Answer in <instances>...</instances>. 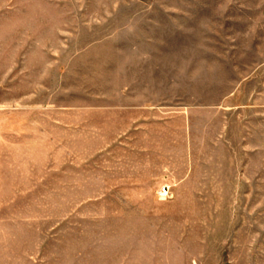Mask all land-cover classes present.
I'll use <instances>...</instances> for the list:
<instances>
[{"label": "rangeland", "instance_id": "rangeland-1", "mask_svg": "<svg viewBox=\"0 0 264 264\" xmlns=\"http://www.w3.org/2000/svg\"><path fill=\"white\" fill-rule=\"evenodd\" d=\"M0 264H264V0H0Z\"/></svg>", "mask_w": 264, "mask_h": 264}, {"label": "built area", "instance_id": "built-area-1", "mask_svg": "<svg viewBox=\"0 0 264 264\" xmlns=\"http://www.w3.org/2000/svg\"><path fill=\"white\" fill-rule=\"evenodd\" d=\"M160 193H161V194H167V193H168L167 188L164 187V188L160 191Z\"/></svg>", "mask_w": 264, "mask_h": 264}]
</instances>
